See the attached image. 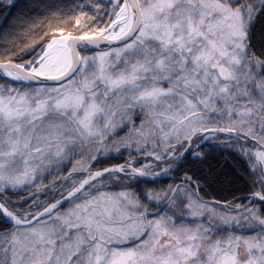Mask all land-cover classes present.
Listing matches in <instances>:
<instances>
[{
  "label": "snow or ice",
  "instance_id": "1",
  "mask_svg": "<svg viewBox=\"0 0 264 264\" xmlns=\"http://www.w3.org/2000/svg\"><path fill=\"white\" fill-rule=\"evenodd\" d=\"M0 264H264V0H0Z\"/></svg>",
  "mask_w": 264,
  "mask_h": 264
}]
</instances>
